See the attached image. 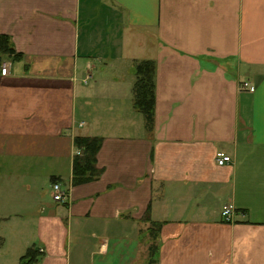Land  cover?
I'll return each instance as SVG.
<instances>
[{
  "label": "crops",
  "instance_id": "1",
  "mask_svg": "<svg viewBox=\"0 0 264 264\" xmlns=\"http://www.w3.org/2000/svg\"><path fill=\"white\" fill-rule=\"evenodd\" d=\"M0 36V264H264V0H0ZM76 137L101 175L74 185Z\"/></svg>",
  "mask_w": 264,
  "mask_h": 264
},
{
  "label": "trees",
  "instance_id": "2",
  "mask_svg": "<svg viewBox=\"0 0 264 264\" xmlns=\"http://www.w3.org/2000/svg\"><path fill=\"white\" fill-rule=\"evenodd\" d=\"M0 55H7L14 59L19 57L11 47L9 39L5 36H0ZM134 73L133 105L143 115L146 129L151 131L155 106L154 63L150 61L138 63L135 65ZM101 143L102 140L95 137H76L74 139V146L79 151L73 161L72 182L74 185L93 181L100 177L101 170L96 168V156L100 150ZM150 249H155L154 244L150 246ZM35 253L33 249H29L21 258V264H32L35 262L37 257Z\"/></svg>",
  "mask_w": 264,
  "mask_h": 264
},
{
  "label": "built area",
  "instance_id": "3",
  "mask_svg": "<svg viewBox=\"0 0 264 264\" xmlns=\"http://www.w3.org/2000/svg\"><path fill=\"white\" fill-rule=\"evenodd\" d=\"M8 75V65L4 64L0 68V76L6 77ZM242 90H247L248 92L252 93L254 92V88L250 87L247 83H242L240 85ZM231 158L228 155H225L223 153H216L215 155V163L217 167H224L231 163ZM52 190V200L54 203L60 204V205H66L68 203V192L62 188V186L58 183H55L51 187ZM233 209L230 206H225L222 208V211L220 213L221 219L224 222H231L233 219Z\"/></svg>",
  "mask_w": 264,
  "mask_h": 264
}]
</instances>
